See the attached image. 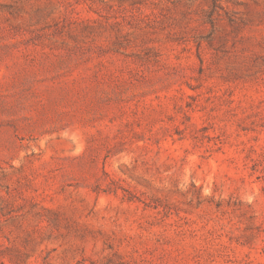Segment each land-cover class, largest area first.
Instances as JSON below:
<instances>
[{"label":"rangeland","instance_id":"1","mask_svg":"<svg viewBox=\"0 0 264 264\" xmlns=\"http://www.w3.org/2000/svg\"><path fill=\"white\" fill-rule=\"evenodd\" d=\"M0 264H264V0H0Z\"/></svg>","mask_w":264,"mask_h":264}]
</instances>
